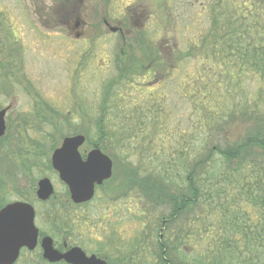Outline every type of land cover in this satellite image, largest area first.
<instances>
[{"label": "rangeland", "instance_id": "1", "mask_svg": "<svg viewBox=\"0 0 264 264\" xmlns=\"http://www.w3.org/2000/svg\"><path fill=\"white\" fill-rule=\"evenodd\" d=\"M263 3L0 0V110L8 108L0 138V209L26 202L35 211V227L56 247L78 246L111 264H163L157 240L168 248L163 260L174 264H183L180 258L191 251H211L221 259L223 253L210 237L222 236L229 226L219 216L224 201L198 202L193 213L162 221L170 206H157L148 194L157 184L144 177L166 176L174 192L185 186L184 157L190 162L215 146L243 143L258 130L255 122L264 121L261 67L252 68L253 62L228 49L223 28L244 19L263 35ZM77 20L81 26L75 31ZM103 20L121 32L111 33ZM245 40L247 35L243 44ZM125 54L140 60L143 73H130L107 93L102 151L112 160V177L90 203L74 206L50 167V155L64 138L78 134L86 138L81 154L95 148L101 138L94 123L106 84L117 76ZM151 55L161 68L154 67L156 61L149 65ZM214 159L218 170L231 173L236 183L248 176V160L234 173L236 160L227 166L221 157ZM42 178L54 190L46 203L35 195ZM216 183L223 190L236 187L225 178ZM180 231L185 234L178 236ZM35 252L40 254L38 247ZM32 260L23 252L15 264Z\"/></svg>", "mask_w": 264, "mask_h": 264}, {"label": "trees", "instance_id": "2", "mask_svg": "<svg viewBox=\"0 0 264 264\" xmlns=\"http://www.w3.org/2000/svg\"><path fill=\"white\" fill-rule=\"evenodd\" d=\"M220 20L221 16L215 18L213 24H218ZM234 24L233 26L229 24V28H223L228 30V49L235 52L240 60L248 61V63L253 62L252 68L258 69L261 67V73L264 76V33L262 35L251 26L249 27L244 19L236 18ZM245 35L248 36V42L245 40L243 44ZM221 45L225 44L222 43ZM125 56L126 59L122 63V67H117V76L106 84V92L99 107L100 117L94 123L101 139H97L92 146L101 150L103 148V139L107 135V132L103 130L105 125H107V121L102 114L107 108L106 103L109 102L108 91L118 87L120 82L130 73H135L137 70L143 73L140 60L135 62L132 58H129V54H125ZM143 58L148 59V55H144ZM149 60V65L156 61L154 67L161 68L160 64H157V61L159 62L158 57L151 55ZM259 94L264 95V91H260ZM255 123L259 125L258 130L249 132L248 138L243 143L236 142L224 148L215 146L206 150L201 157L194 158L190 162L184 157L181 167H185V176L183 177L185 186L179 187L174 192H172L174 184L168 183L166 176L159 178L151 174L144 177L145 181L150 182L152 180L153 183L157 184L148 188L149 196L151 198L154 197L153 199L158 201L156 202L157 206H170L169 213L165 215L166 217H161L162 221L167 218L168 222H174L181 216L186 215V213H193L198 202L210 201V205H212L215 204L214 200L224 201L219 211V216L222 220H225V223L228 221L229 226H224L225 231L222 236L210 237L214 240L213 244L218 246L220 254L223 253L222 258H216L209 253L211 251L207 250L201 253L191 251L184 255L186 260L182 257L180 258L183 264H264V174L262 170V159L264 157V129L262 126H264V121L258 119ZM108 131L112 132L110 129ZM215 156L221 157L223 162L226 161L227 166L236 160L237 167L234 173L240 170L248 160V176L237 179L236 183L231 178L230 170H228L230 176L224 171L218 170V166L215 165ZM188 162L190 163L189 165L187 164ZM222 178L227 179L228 184L236 186L235 189L233 191L227 188L221 189L216 181ZM128 180L133 181L135 178H129ZM227 216L231 217V220L225 218ZM208 229L209 227L206 225L202 228V232L206 233ZM184 232L180 231L178 236L184 235ZM186 233L192 234L190 230ZM54 234L56 232L53 233V236H55ZM194 236L199 237V234ZM157 244L158 255L163 264H174L172 260H163L162 258L166 257L168 251L165 244L159 243L158 240ZM180 246H182V239L181 242L178 241V250H180ZM164 249L165 253H163ZM35 253H27L29 257L33 258L31 264L34 261H36V264H48L41 259L40 254ZM108 264L111 263L108 262ZM116 264L121 263L117 262Z\"/></svg>", "mask_w": 264, "mask_h": 264}, {"label": "water", "instance_id": "3", "mask_svg": "<svg viewBox=\"0 0 264 264\" xmlns=\"http://www.w3.org/2000/svg\"><path fill=\"white\" fill-rule=\"evenodd\" d=\"M79 24L78 20L75 21V30ZM109 30L116 32L117 28ZM79 36L80 33L75 34V37ZM7 110L5 108L0 111V138L5 133L4 115ZM84 143L85 138L82 135L64 138L50 158L52 170L66 186L69 200L74 205L90 201L95 189L112 175V162L99 149L89 151L86 159H81L78 150ZM36 187V197L40 201H46L53 195V187L48 179L38 181ZM34 216L32 206L23 202H13L0 209V264H15L21 250L33 251L36 248L39 233L34 224ZM39 248L41 258L49 264H106L95 255L86 256L78 247L59 252L54 249L53 241L49 237L41 238Z\"/></svg>", "mask_w": 264, "mask_h": 264}, {"label": "flooded vegetation", "instance_id": "4", "mask_svg": "<svg viewBox=\"0 0 264 264\" xmlns=\"http://www.w3.org/2000/svg\"><path fill=\"white\" fill-rule=\"evenodd\" d=\"M74 27H72V29H73ZM91 150V149H90ZM90 150H88L87 152H84L83 154H80L81 155V159L82 160H85L86 159V154H88V152L90 151ZM53 171V170H52ZM54 172V171H53ZM55 173V172H54ZM56 174V173H55ZM57 175V174H56ZM43 179V178H42ZM59 180V179H58ZM39 181V180H38ZM37 181V182H38ZM37 182H36V184H37ZM61 183V182H60ZM63 184V183H62ZM64 185V184H63ZM65 186V185H64ZM65 188H66V186H65ZM98 188V187H97ZM96 188V189H97ZM95 189V190H96ZM35 193H36V188H35ZM66 196H68V190H67V188H66ZM51 198H53V196L51 197ZM68 198H69V196H68ZM50 199H48V200H46V201H39V202H41V203H46V202H48ZM87 203H89V202H87ZM87 203H84V204H80V205H74V206H82V205H85V204H87ZM72 204V203H71ZM42 233V232H41ZM39 237H41V238H43V237H45L44 235H42V234H40V236ZM53 237V236H52ZM72 247H78V246H74V245H72ZM71 247V248H72ZM54 248H56L58 251H60V252H62V251H65V250H68V249H66V247H65V245L63 244L62 245V247L60 248H58V247H56V245L54 244ZM63 248V249H62ZM78 248H80V247H78ZM62 249V250H61ZM70 249V248H69ZM82 250V249H81ZM84 252V251H83ZM85 253V252H84ZM86 254V253H85ZM87 256H90V255H95V254H86ZM97 258H99V259H101V260H104L105 262H106V264H108V258L107 257H99V256H97V255H95Z\"/></svg>", "mask_w": 264, "mask_h": 264}]
</instances>
